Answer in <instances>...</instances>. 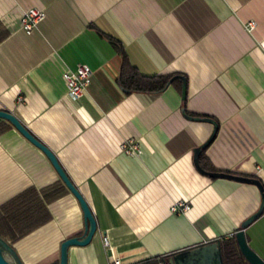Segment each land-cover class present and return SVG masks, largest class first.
I'll list each match as a JSON object with an SVG mask.
<instances>
[{"label": "crops", "instance_id": "0c3cea01", "mask_svg": "<svg viewBox=\"0 0 264 264\" xmlns=\"http://www.w3.org/2000/svg\"><path fill=\"white\" fill-rule=\"evenodd\" d=\"M33 8L45 19L27 35L20 17ZM112 42L141 76L173 75L171 83L126 94ZM78 65L93 74L74 103L62 74ZM0 110L56 156L95 217L92 242L70 248L68 264H107L103 236L121 264H159L213 240L222 248L256 213L260 193L195 169L193 150L213 126L182 111L217 124L203 150L217 173L264 187V0H0ZM129 141L140 155L121 150ZM58 181L14 128L0 135V206ZM177 202L189 210L171 212ZM47 208L51 221L11 244L23 264H58L60 244L83 232L71 194ZM244 234L264 261V214Z\"/></svg>", "mask_w": 264, "mask_h": 264}, {"label": "water", "instance_id": "95a60500", "mask_svg": "<svg viewBox=\"0 0 264 264\" xmlns=\"http://www.w3.org/2000/svg\"><path fill=\"white\" fill-rule=\"evenodd\" d=\"M181 80L183 82L182 99H185L186 84L183 78H181ZM182 114L184 118L189 121L205 122L213 126V131L208 139L202 145L193 150V164L195 169L201 175L211 179H226L242 184H249L255 186L258 189L261 198L260 206L256 213L251 215L241 224L240 231L236 232L234 237L238 252L243 257L246 264H264V261L248 246L244 234V230L264 214L263 185L258 179L251 177H243L229 173L204 171L199 165V155L213 140L217 132V124L213 120L208 118L188 116L186 115L184 110L182 111ZM0 120H3L11 125L24 139H26L31 145L41 151V153L47 158V160L53 167L59 180L78 202L83 216V232L80 236L66 239L60 244L58 264H68V252L70 248L86 247L92 242L98 229L95 217L83 196L80 194L78 189L65 173L56 156L43 143L35 138L13 114L7 111L0 110ZM0 264H23L13 246L9 242L3 240L1 237ZM159 264H224L221 251V242L219 240L208 241L207 243H203L196 247H192L175 253L166 260H162Z\"/></svg>", "mask_w": 264, "mask_h": 264}, {"label": "trees", "instance_id": "16d2710c", "mask_svg": "<svg viewBox=\"0 0 264 264\" xmlns=\"http://www.w3.org/2000/svg\"><path fill=\"white\" fill-rule=\"evenodd\" d=\"M112 43L118 47L121 55L118 84L126 94H157L164 91L171 83L173 75L141 76L129 63L121 46L115 42ZM12 128L11 125L0 120V135ZM199 165L204 171L216 172L205 159L203 151L199 155ZM65 194L70 193L59 180L40 190L31 187L0 206V237L10 244H14L49 223L52 217L47 206ZM221 250L224 264H246L238 252L234 238L222 240Z\"/></svg>", "mask_w": 264, "mask_h": 264}, {"label": "built area", "instance_id": "2783aa9c", "mask_svg": "<svg viewBox=\"0 0 264 264\" xmlns=\"http://www.w3.org/2000/svg\"><path fill=\"white\" fill-rule=\"evenodd\" d=\"M45 19V12L40 9H29L20 17V28L27 34H32L38 25ZM92 70L87 65H78L74 70H66L62 74V79L67 88V96L74 103H79L85 95L87 88L91 83ZM121 150L129 156H138L141 150L137 143L129 141L123 143ZM189 210V205L177 202L171 206V212L183 213ZM234 237V235H230ZM102 244L108 257L107 264H121L120 259L115 257L114 249L111 247L106 236L102 237Z\"/></svg>", "mask_w": 264, "mask_h": 264}]
</instances>
